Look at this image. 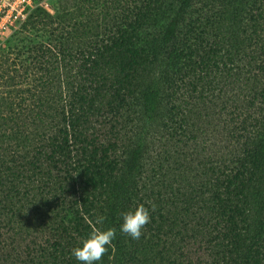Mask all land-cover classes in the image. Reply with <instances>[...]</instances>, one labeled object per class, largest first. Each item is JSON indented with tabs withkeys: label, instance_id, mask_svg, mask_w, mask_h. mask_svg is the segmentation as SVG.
Masks as SVG:
<instances>
[{
	"label": "trees",
	"instance_id": "16d2710c",
	"mask_svg": "<svg viewBox=\"0 0 264 264\" xmlns=\"http://www.w3.org/2000/svg\"><path fill=\"white\" fill-rule=\"evenodd\" d=\"M90 1L35 6L9 43L31 87L0 102V264H80L99 217L116 237L96 264H264V0L78 18ZM137 204L134 240L120 213Z\"/></svg>",
	"mask_w": 264,
	"mask_h": 264
},
{
	"label": "rangeland",
	"instance_id": "374dc122",
	"mask_svg": "<svg viewBox=\"0 0 264 264\" xmlns=\"http://www.w3.org/2000/svg\"><path fill=\"white\" fill-rule=\"evenodd\" d=\"M77 0H0V102L1 98H7L12 100L16 98L23 106L29 104L30 98L25 90L31 87V83L28 77L23 78L24 83H19L20 77L18 75L23 74V68L21 65H16L12 58L14 53L10 52L9 43L18 44L21 37L25 34L17 32L20 23L23 21L24 16L35 6L42 5L48 11L54 12V8L58 3L66 4L67 8H72L75 6ZM73 4V5H72ZM99 0H91L90 2H81L78 11L74 14L78 16V12H83L85 16L78 17L82 20H89L96 13L99 6ZM75 18V17H74ZM17 29V30H16ZM26 30V29H25ZM15 32H17L15 34ZM27 62L29 60H26ZM21 63H24L23 61ZM7 133L10 129L7 128ZM5 132V133H6ZM8 139H4L2 143L9 147ZM12 149L9 154H7V159L11 158ZM1 155V154H0ZM6 164V163H5ZM4 171V165H0V172ZM3 176V174H2ZM2 218V217H0ZM10 233V225L7 222L0 219V240L5 237L7 240ZM9 241V240H8Z\"/></svg>",
	"mask_w": 264,
	"mask_h": 264
},
{
	"label": "clouds",
	"instance_id": "9594fccd",
	"mask_svg": "<svg viewBox=\"0 0 264 264\" xmlns=\"http://www.w3.org/2000/svg\"><path fill=\"white\" fill-rule=\"evenodd\" d=\"M120 215L122 217L120 232L134 240H139L142 230L150 222L149 210L144 204H137L135 207L121 212ZM104 220V217L97 218L95 224L100 226H93L73 247L72 254L80 264H96L112 246V241L116 237V228L103 227Z\"/></svg>",
	"mask_w": 264,
	"mask_h": 264
}]
</instances>
